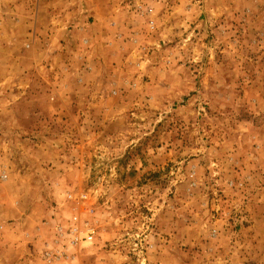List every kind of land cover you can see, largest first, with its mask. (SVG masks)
<instances>
[{
  "label": "rangeland",
  "instance_id": "1",
  "mask_svg": "<svg viewBox=\"0 0 264 264\" xmlns=\"http://www.w3.org/2000/svg\"><path fill=\"white\" fill-rule=\"evenodd\" d=\"M0 264H264V0H0Z\"/></svg>",
  "mask_w": 264,
  "mask_h": 264
}]
</instances>
